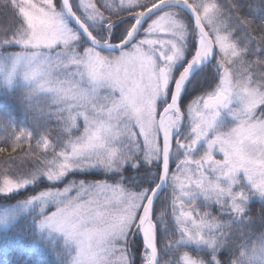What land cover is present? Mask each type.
I'll list each match as a JSON object with an SVG mask.
<instances>
[{"label":"snow or ice","instance_id":"1","mask_svg":"<svg viewBox=\"0 0 264 264\" xmlns=\"http://www.w3.org/2000/svg\"><path fill=\"white\" fill-rule=\"evenodd\" d=\"M0 15L5 91L57 121L0 117V153L52 149L5 176L9 196L48 185L0 223L35 207L69 264H264V0H0ZM200 74L211 90L193 97Z\"/></svg>","mask_w":264,"mask_h":264},{"label":"trees","instance_id":"2","mask_svg":"<svg viewBox=\"0 0 264 264\" xmlns=\"http://www.w3.org/2000/svg\"><path fill=\"white\" fill-rule=\"evenodd\" d=\"M109 2L111 3L112 0H109ZM222 2H224V0H222ZM3 20L4 15H0V22ZM212 71L214 74V70ZM211 83V75L200 74L194 80V84L190 88V91L193 92V97L205 91H210L209 85ZM21 95L22 93L19 90V86L7 92L3 89L0 92V114L2 116H5V114L11 116L15 121L28 128L34 127L33 119L35 117L42 124L56 129L57 121L55 118H48V113L52 110L49 108L48 102L43 99L33 101V111L26 114L24 105L20 103ZM4 135V132L0 133V137ZM0 146H4L2 141H0ZM32 147L35 151L31 155L26 154V149L28 148L27 144L23 146V149L18 148L16 152H11V147L9 145L7 152L0 153V186L3 185L5 176L9 179L16 180L21 174L27 173L37 165L42 166V162L45 158L51 159L52 149L44 150L41 147L35 148L34 142ZM9 154L13 157L12 159L9 158ZM37 157H39V159H37ZM47 185L48 182L45 180L38 188L29 186L10 196L0 193V213L6 209L15 207L18 202H23L31 195L44 190ZM213 208H215V206H213ZM259 208V203H254L252 206V213L256 214ZM33 213L34 211H29L19 214L9 223L7 228H2L4 226L0 227V264H58L53 248L47 247L44 240L40 241L33 231ZM262 232H264V228L258 226L252 236V241L255 242ZM6 235H8V238ZM16 235L18 238H16Z\"/></svg>","mask_w":264,"mask_h":264},{"label":"rangeland","instance_id":"3","mask_svg":"<svg viewBox=\"0 0 264 264\" xmlns=\"http://www.w3.org/2000/svg\"><path fill=\"white\" fill-rule=\"evenodd\" d=\"M18 86V85H17ZM16 86V87H17ZM2 88H4V84H3V75L2 74H0V90L2 89ZM210 90V89H209ZM0 117H8V118H11V119H13L11 116H8L7 114H5V116H2L1 114H0ZM223 118V120H224V122L225 123H230V117H228V116H224V117H222ZM14 120V119H13ZM15 121V120H14ZM17 124H19V125H21V126H24V127H27V126H25V125H22V124H20V123H18L17 121H15ZM81 123H82V121H81ZM0 133H3V130H0ZM43 148V147H42ZM44 149V148H43ZM49 149H51V148H49ZM44 150H46V149H44ZM48 150V149H47ZM216 158L217 159H220L221 158V156H220V154H217V156H216ZM175 164V163H174ZM61 188L63 187V185H61L60 186ZM18 205V204H17ZM16 205V206H17ZM14 208V207H13ZM13 208H10V209H13ZM7 210H9V209H6V210H4V211H2L1 213H0V217H2L3 216V214L5 213V211H7ZM55 209L54 208H52V211H54ZM29 211H34L35 212V207H29L28 209H26V210H22V209H19V208H17L16 209V216H18L19 214H22V213H26V212H29ZM12 221V220H11ZM10 221V222H11ZM1 226H4V227H2V228H7L8 226H5L3 223H0V227ZM33 231H34V233L36 234V237L41 241H43V240H45V238H46V234H41V233H39L38 232V230L35 228V226H33ZM31 234H33V233H31ZM6 237L8 238V235H6ZM42 237V238H41ZM16 238H18V236L16 235ZM34 240H35V238H34ZM51 245H52V241L49 239L48 240V242H47V247H49V248H53V247H51ZM55 248L57 249V251H55V257H56V260L58 261V264H69V261L71 260V257L72 256H74L75 255V252H76V248H75V245H68V246H65L64 245V243H63V241L62 240H60V239H56V241H55ZM58 252H59V255H58Z\"/></svg>","mask_w":264,"mask_h":264},{"label":"flooded vegetation","instance_id":"4","mask_svg":"<svg viewBox=\"0 0 264 264\" xmlns=\"http://www.w3.org/2000/svg\"><path fill=\"white\" fill-rule=\"evenodd\" d=\"M163 259H171L170 256H164Z\"/></svg>","mask_w":264,"mask_h":264}]
</instances>
